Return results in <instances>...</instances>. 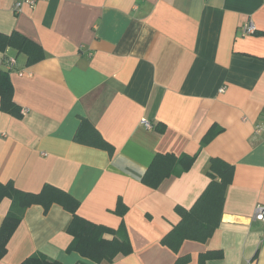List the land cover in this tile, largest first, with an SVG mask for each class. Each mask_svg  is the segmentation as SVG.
Instances as JSON below:
<instances>
[{
	"label": "crops",
	"instance_id": "crops-1",
	"mask_svg": "<svg viewBox=\"0 0 264 264\" xmlns=\"http://www.w3.org/2000/svg\"><path fill=\"white\" fill-rule=\"evenodd\" d=\"M17 1L0 0V34L24 36L41 58L0 50V70L15 60L8 79L21 110L0 109V184L66 192L78 216L123 229L131 252L81 259L66 250L72 215L33 204L0 264L33 254L62 264H198L214 250L222 258L204 264H264V222L253 216L264 204V0H39L15 12ZM249 23L253 34H243ZM81 119L112 155L92 146L89 130L75 142ZM211 130L219 133L201 147ZM156 154L196 156L153 189L142 180ZM211 159L232 169L217 227L174 252L163 239L180 221L175 207L197 202ZM10 206L1 199L0 228Z\"/></svg>",
	"mask_w": 264,
	"mask_h": 264
},
{
	"label": "trees",
	"instance_id": "trees-1",
	"mask_svg": "<svg viewBox=\"0 0 264 264\" xmlns=\"http://www.w3.org/2000/svg\"><path fill=\"white\" fill-rule=\"evenodd\" d=\"M6 47H12L25 53L28 56L29 63L41 58L39 54L29 53V50L38 49L36 45L24 36L19 34H12L6 36L0 34V50ZM5 58V65L7 70H0V109L3 112L10 113L15 117H21V110L17 108L12 100V86L8 79V73L12 66H8L9 59ZM89 130L91 137L96 142L93 147L105 149L109 152V156L113 154L111 145L99 136V134L91 128L89 123L81 119L79 130H77L74 140L76 143L85 144L80 140L79 131ZM219 130L209 131L202 139L201 147L206 145L211 138H213ZM195 156H173L169 154H156L152 163L148 167L147 173L142 182L149 185L151 188H156L162 179L170 177V175H179L182 171L185 172L190 168ZM206 174L210 182L205 188L197 202L193 204L190 210H186L181 206L175 207V212L179 215L180 221L168 232L163 239V245L167 246L174 252H177L179 244L183 240H199L204 241L208 238L212 230L217 227L219 221V206L223 203L224 194L227 185L230 182L231 167L224 164L218 159H211L207 165ZM11 183L0 184V201L7 197L11 201L10 210L7 212L3 224L0 228V258L6 254V245L9 238L16 229V225L21 221L23 211L33 204L43 206L45 210L52 204L60 205L65 211L72 215L67 234L71 237V242L68 246V252H75L80 255L81 259H88L96 263L102 261L111 262L118 254H128L131 252L128 239L126 238L123 229L118 232H113L109 228L106 229L103 225L90 223L84 218L76 214L78 201L70 197L66 192L46 186L44 191L39 194L25 193L12 187ZM115 233V234H112ZM105 234H111V239H105ZM221 250L208 251L200 254L198 264H204L208 260L221 259ZM189 262L188 257H179L175 264H186ZM19 264H62L55 260H49L41 254H33L27 257ZM76 264H85L77 262Z\"/></svg>",
	"mask_w": 264,
	"mask_h": 264
},
{
	"label": "built area",
	"instance_id": "built-area-1",
	"mask_svg": "<svg viewBox=\"0 0 264 264\" xmlns=\"http://www.w3.org/2000/svg\"><path fill=\"white\" fill-rule=\"evenodd\" d=\"M39 0H18L16 3H14L13 6V10L15 12H18L20 10V8L23 5H29V6H34L36 4V2H38ZM243 34H253L254 32V27L251 23H249L248 25L243 27L242 30ZM15 64V60L14 59H9L8 62V66H12ZM141 125L145 126L147 129L151 128V125L149 124V122L145 119L141 120ZM254 220L259 221V222H264V204H257L254 208Z\"/></svg>",
	"mask_w": 264,
	"mask_h": 264
}]
</instances>
